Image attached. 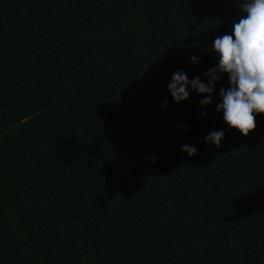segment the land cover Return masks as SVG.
Wrapping results in <instances>:
<instances>
[{"label": "trees", "instance_id": "16d2710c", "mask_svg": "<svg viewBox=\"0 0 264 264\" xmlns=\"http://www.w3.org/2000/svg\"><path fill=\"white\" fill-rule=\"evenodd\" d=\"M241 2L0 0V264H264V115L168 90Z\"/></svg>", "mask_w": 264, "mask_h": 264}, {"label": "clouds", "instance_id": "9594fccd", "mask_svg": "<svg viewBox=\"0 0 264 264\" xmlns=\"http://www.w3.org/2000/svg\"><path fill=\"white\" fill-rule=\"evenodd\" d=\"M239 7L246 15L233 25L232 33L214 39L212 50L218 63L203 74L208 82H201L200 77L189 80L186 73L177 71L171 76L168 90L173 100L180 103L189 99L190 86L204 95L199 103L206 107L212 103L216 82L227 74L230 87L220 88L222 103L215 110L223 113L229 130L235 129L247 137L257 127L256 116L264 115V0H242ZM190 60L198 63L195 55ZM224 135V131H211L205 141L219 148ZM181 150L189 156L196 154L191 145H182Z\"/></svg>", "mask_w": 264, "mask_h": 264}]
</instances>
